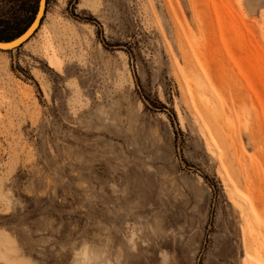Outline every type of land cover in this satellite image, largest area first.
<instances>
[{"label":"rangeland","instance_id":"rangeland-1","mask_svg":"<svg viewBox=\"0 0 264 264\" xmlns=\"http://www.w3.org/2000/svg\"><path fill=\"white\" fill-rule=\"evenodd\" d=\"M35 7L0 0V34ZM44 10L0 50V256L264 264V0Z\"/></svg>","mask_w":264,"mask_h":264},{"label":"water","instance_id":"water-1","mask_svg":"<svg viewBox=\"0 0 264 264\" xmlns=\"http://www.w3.org/2000/svg\"><path fill=\"white\" fill-rule=\"evenodd\" d=\"M42 1L43 0H38L36 13H35L32 21L30 22V24L20 34H18L16 37L12 38L11 40L0 41V50L16 49V48L22 46L24 43H26L33 36V34L39 28V26L41 24V20L44 16V13H43V15L37 21V17L39 14V10H40ZM44 12H45V10H44ZM35 22H36V26L33 28Z\"/></svg>","mask_w":264,"mask_h":264},{"label":"trees","instance_id":"trees-1","mask_svg":"<svg viewBox=\"0 0 264 264\" xmlns=\"http://www.w3.org/2000/svg\"><path fill=\"white\" fill-rule=\"evenodd\" d=\"M36 4L38 5V0H36ZM37 8L35 7L34 10L32 11V14L27 18L26 23L24 24V26L21 29H18L17 31H15L12 34H8V35H4V34H0V41H7V40H11L12 38L16 37L18 34H20L32 21V19L34 18V15L36 13Z\"/></svg>","mask_w":264,"mask_h":264},{"label":"bare ground","instance_id":"bare-ground-1","mask_svg":"<svg viewBox=\"0 0 264 264\" xmlns=\"http://www.w3.org/2000/svg\"><path fill=\"white\" fill-rule=\"evenodd\" d=\"M44 9H45V0H43L42 3H41V7H40V10H39V14H38V17H37V21H38V20L40 19V17L43 15V13H44V12H43ZM37 21H36V22H37ZM36 22H35L33 28L36 26ZM223 152H224V150H223ZM0 260H2V261L4 262V264H8V262L5 261L4 256H0Z\"/></svg>","mask_w":264,"mask_h":264}]
</instances>
